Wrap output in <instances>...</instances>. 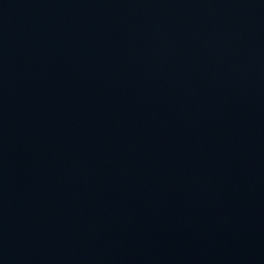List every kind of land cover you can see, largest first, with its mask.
<instances>
[{
    "label": "water",
    "instance_id": "obj_1",
    "mask_svg": "<svg viewBox=\"0 0 264 264\" xmlns=\"http://www.w3.org/2000/svg\"><path fill=\"white\" fill-rule=\"evenodd\" d=\"M0 264H264V0H0Z\"/></svg>",
    "mask_w": 264,
    "mask_h": 264
}]
</instances>
